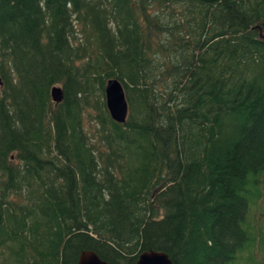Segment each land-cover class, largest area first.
Instances as JSON below:
<instances>
[{"label":"trees","instance_id":"obj_1","mask_svg":"<svg viewBox=\"0 0 264 264\" xmlns=\"http://www.w3.org/2000/svg\"><path fill=\"white\" fill-rule=\"evenodd\" d=\"M83 250L264 264V0H0V264Z\"/></svg>","mask_w":264,"mask_h":264},{"label":"water","instance_id":"obj_2","mask_svg":"<svg viewBox=\"0 0 264 264\" xmlns=\"http://www.w3.org/2000/svg\"><path fill=\"white\" fill-rule=\"evenodd\" d=\"M104 102L110 119L116 123H124L127 116V103L124 97L123 87L119 81L110 78L104 85ZM50 98L53 103L62 100L61 88H50ZM75 264H109L101 260L90 250L80 251ZM135 264H173L167 255L161 251L148 250L137 255Z\"/></svg>","mask_w":264,"mask_h":264}]
</instances>
